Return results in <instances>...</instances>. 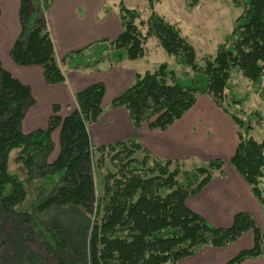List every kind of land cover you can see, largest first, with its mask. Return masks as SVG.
<instances>
[{
  "label": "trees",
  "instance_id": "16d2710c",
  "mask_svg": "<svg viewBox=\"0 0 264 264\" xmlns=\"http://www.w3.org/2000/svg\"><path fill=\"white\" fill-rule=\"evenodd\" d=\"M146 1L151 11L145 21L137 24L139 11L120 0L122 31L114 39L94 41L58 61L45 21L52 0H40L42 10L36 0H20V33L9 55L19 65H40L44 81L59 84L65 80L62 63L71 69H87L106 59L112 64L138 60L145 55L147 39L155 37L183 72L177 75L167 70L166 63H160L153 71L136 73L133 82L110 101V107L124 108L134 129L146 124L150 129L163 130L188 111L198 96H208L237 126L238 141L228 162L250 186L264 218V188L260 186L264 139L256 141L242 135V120L222 106L233 69L255 84L264 79V0H233L242 11L234 19L226 43L218 45L214 56H204L202 63L180 30L151 8L161 0ZM198 1L188 0V5L193 7ZM140 25L146 27L145 33ZM81 56H86L85 62ZM104 92L102 82L86 86L74 94L75 110L61 117L53 105L44 128L24 133L21 120L33 103L30 89L0 63V208L13 213V206L26 195L25 182L33 174L52 186L51 195L37 201L38 211L71 204L91 216L88 258L79 253L80 260L60 264H176L202 246H227L247 230L253 231V246L240 250L227 264L260 256L264 225L259 230L250 214L237 212L229 227L216 228L186 205L187 198L200 191L214 172H222L224 160L213 158L183 170L179 162L153 156L133 138L92 145L87 127L103 111ZM57 128L56 158L51 163L37 162L36 157L44 159L52 150L51 135ZM13 149H19L18 160L27 171L26 180L7 170ZM92 169H104L100 171L99 191L91 178ZM30 217L28 214V221Z\"/></svg>",
  "mask_w": 264,
  "mask_h": 264
},
{
  "label": "crops",
  "instance_id": "0c3cea01",
  "mask_svg": "<svg viewBox=\"0 0 264 264\" xmlns=\"http://www.w3.org/2000/svg\"><path fill=\"white\" fill-rule=\"evenodd\" d=\"M105 5L106 0H52L45 11V21L58 61L69 52L80 50L94 41L114 39L122 31L118 11L117 14L104 11ZM19 9L20 0H0V63L30 89L33 103L22 119L24 133L44 128L53 113V105L57 106L59 116L68 115L76 109L74 94L77 91L102 82L105 86L101 101L103 111L97 121L88 126L93 146L133 138L153 156L177 161L181 166L193 160L206 163L220 158L225 161L222 172H214L200 191L187 198L186 205L216 228L229 227L234 215L244 211L251 215L259 230L263 229L264 218L258 200L228 162L237 145V126L208 96H198L188 111L163 130L150 129L146 124L134 129L126 110L110 107V101L129 86H124L129 71L134 72V77L138 72L127 68L126 60L110 69L103 67L102 62L87 69H71L62 63L64 82L47 84L40 65H19L9 55L20 33ZM108 100L106 111L104 107ZM53 132L52 150L58 154V134ZM253 244V231L247 230L227 246H202L176 264H227L240 250L251 248ZM240 264H264V244L260 256L247 258Z\"/></svg>",
  "mask_w": 264,
  "mask_h": 264
},
{
  "label": "rangeland",
  "instance_id": "374dc122",
  "mask_svg": "<svg viewBox=\"0 0 264 264\" xmlns=\"http://www.w3.org/2000/svg\"><path fill=\"white\" fill-rule=\"evenodd\" d=\"M119 1L106 0L104 11L117 14ZM36 2L42 10L40 0ZM122 2L126 7L139 11L137 24L140 20L145 21L150 14L151 9L146 0H122ZM151 8L166 21L175 25L181 35L191 42L199 63H202L204 56H214L218 45L224 43L231 32L234 19L242 11V7L237 6L233 0H199L193 7L188 5V0H161L155 2ZM139 28L145 33V26L140 25ZM81 57L85 62L86 56ZM126 61L128 62L126 66L129 65L127 68L135 69L138 73L153 71L160 63H166L167 70L172 69L177 75L184 70L174 57L164 52L153 36H150L145 43L144 57L138 61ZM114 65L116 64H112L107 59L102 62V66L107 69ZM128 76L124 86L132 83L134 72L129 71ZM224 94L222 106L228 113L242 120L239 129L241 134L256 141L264 139V79L259 84H255L245 78L239 70L233 69ZM109 101L104 107L106 111L109 108ZM45 123L46 121L43 126ZM22 127L21 130L24 132ZM89 128L87 127V130ZM58 130L57 128L53 134H58ZM18 154L19 149L10 151L7 170L26 180L27 171L18 160ZM140 155L141 152L138 151L136 156ZM56 156V150L53 149L48 158L36 157L35 160L39 163L42 162L41 160L51 163ZM203 164L205 163L200 160H193L186 162L181 168L192 170ZM100 171L96 169L91 171V178L97 191L102 180ZM262 188H264V178H262ZM25 189V197L13 206L12 214L0 208V264H60L62 261L74 263L80 260L79 253L87 259L92 217L80 206L71 204L51 206L38 211L37 201L52 193L51 183L47 179L32 174V177L25 182ZM28 214L31 215L29 221ZM77 264L82 263L80 261Z\"/></svg>",
  "mask_w": 264,
  "mask_h": 264
}]
</instances>
